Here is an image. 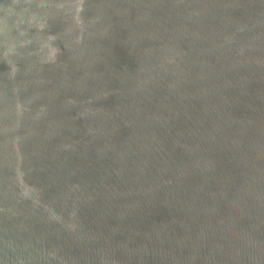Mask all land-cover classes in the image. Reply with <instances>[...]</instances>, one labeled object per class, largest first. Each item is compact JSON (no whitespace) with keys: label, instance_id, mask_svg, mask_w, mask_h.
I'll return each instance as SVG.
<instances>
[{"label":"water","instance_id":"1","mask_svg":"<svg viewBox=\"0 0 264 264\" xmlns=\"http://www.w3.org/2000/svg\"><path fill=\"white\" fill-rule=\"evenodd\" d=\"M0 264H264V0H0Z\"/></svg>","mask_w":264,"mask_h":264}]
</instances>
